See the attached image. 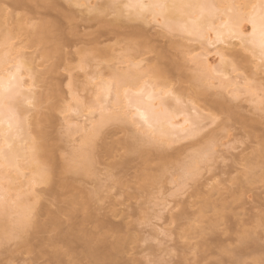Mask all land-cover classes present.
Wrapping results in <instances>:
<instances>
[{"label": "rangeland", "instance_id": "rangeland-1", "mask_svg": "<svg viewBox=\"0 0 264 264\" xmlns=\"http://www.w3.org/2000/svg\"><path fill=\"white\" fill-rule=\"evenodd\" d=\"M233 1L236 2V4L238 2V0ZM48 2H54L56 8L53 9L48 7ZM108 2H114L117 9L107 7ZM129 4H132V0H88L86 3H83L81 0H77V2L76 0H47L46 2H25L24 5L16 6L12 3V0H0V8L8 13L6 28L16 37L15 40H13L14 44L17 43L16 45L19 47H17V49L22 50L26 55V59L32 61L34 76L43 77V81L38 85V88H36L38 89L37 91L40 90L39 93L42 92V96L46 94L51 96L54 90L60 94L57 93L58 97L54 100L52 99L51 103H49V105H53V103L55 104L57 102L55 104V111L47 106L48 103H44V106L42 104L41 108L37 109L38 115L40 114L39 117H54H52L53 120L51 121L53 124L49 126L47 124L46 129L49 131L50 143L55 147V163L57 167L67 162L70 149L79 143L81 137L80 133L77 134V137H75L76 134L74 136L68 135L69 133L67 132L70 131L66 129V119L67 121L69 120L68 122H78L77 119H79V122L80 120L82 122V119L86 120V118L91 116L94 118L93 120H95V117L97 118L95 115H98V111L91 116L88 115V111H84L86 113H81L83 118L81 114H79L81 117L78 115L79 118H77L79 111L77 113L75 110H80V107L78 106V102L71 97L70 90L73 89L72 91L77 92L75 94L79 96V102L82 103L83 106L86 105L87 108H90L91 105H93L90 103L94 102V100H92L93 91L91 93V90H94L95 85L100 83L97 80L101 81V79H106L105 81H109V79H111L110 73L113 70H110V67L112 66L114 68L117 65V68L124 70L125 68H130L132 62L134 64L136 61L137 63L141 61V65L139 64L140 69H137L139 68L138 66L136 69L139 72L141 70L145 71L140 73L141 75L144 74V78L146 73L145 80L148 78L147 74L149 77L152 75V70L150 68H154L155 66H157L158 69L160 67L163 68H160V70H163L166 74L165 76L168 84L171 83L172 93L175 90L174 93H176L179 98L176 100V94L173 93L167 96V98L171 96L170 98H173V100L170 98L168 100L173 103L177 101L180 103L179 106L184 107L185 110H190H180V107L175 105L179 107L180 113L181 111L185 113L188 112V114L192 113V115L202 113L201 118L203 116V119H199L198 122L206 126L201 130L198 136L166 147L165 152L169 161H167V163L164 162L165 164L163 163V168L161 163L160 165L162 167H159L156 164L157 162L142 165L135 156H128L123 148V143L128 139L130 140V136L132 137L130 133L132 132L130 131L131 129L126 128L128 130H125L124 126L120 125L121 127H117L118 125L115 123H113L115 126L112 124L108 125L104 129L107 134L103 131L104 139H107V141L105 140L106 143L108 142V144L116 146L113 154L104 155L100 153V157H98L97 163H95L89 175L83 176L73 173H64L57 176L51 185L37 187L39 200L36 204L40 211V217L44 218L45 214L48 216L57 214L63 222L70 225L69 215L72 211L70 210L72 200L75 198L78 202H83L89 199L91 214L83 215L76 212L79 223L83 222L84 219H88L84 222L83 228L89 230L94 235H100L102 232L108 230L99 229V221H104L108 223L107 228L119 225L121 226L119 227L121 233L134 235L136 237L135 242L132 241L127 243L126 255L125 258H122L120 264H180V262H183V264H220V262L231 264L232 260L228 256L227 250L228 252L233 251L234 253H239L242 247L246 246L247 242L250 241L249 238H251L252 241L248 244L257 245V250L244 254L241 257L242 261L244 264H264V182H254V185L252 183H244L248 187L246 188V186L243 187L244 184L237 179L239 175H242V158L250 155L253 145L255 147L253 143H255L257 137L261 135L260 132L264 131V98H262V95H264V68L259 67V70L258 68L256 70L255 66L257 67L256 64L259 62L252 58L249 52L243 53L244 55L241 54L243 58L231 59L232 62L237 59V62H235L239 67L238 70H236L237 72H234L232 66H229L230 70L227 69L228 65L224 67L228 76L231 77L229 78L231 80L233 79L232 81L243 82V88L239 90L238 94L242 97L246 96L243 99L240 95H237V99L239 97L241 100L231 97L228 101V105L229 107L232 105L231 107H234L235 110L238 109V114L241 112L243 117H245V119L247 118L246 121L248 122L240 117V115L236 116L237 110L235 112L233 108H231V111L234 112H231V116H233L228 117L229 114L223 111L221 112V109L212 101V99H214V95L212 94L217 95L216 92L219 94V90L222 91L220 87L219 90L218 87H216L217 89L215 87V89H211V96L208 98H197V96L193 94V83H189L191 78L188 77L193 76H189L191 72L195 71L191 68H196L198 61H200L198 60L196 64L195 61L197 58H191L197 55L196 53L199 52L198 50H203L196 48L201 47L199 43L190 40L191 37L188 35L181 34L182 36H179L178 32H174L173 35L176 34L174 36L168 34L170 37L173 36L171 38L167 37V35H165V37L162 33L163 29L159 25L160 21H162L160 18H157L156 21L152 17H147V20H139V22L138 20L135 22L130 21L129 16L133 9L128 7ZM92 5L95 7L93 8ZM241 7L244 8L243 4ZM119 9H121L124 14L120 19L117 16V10ZM44 23L51 26L53 38L49 39L47 42L32 45L31 39L34 30L37 26ZM243 27L248 33L250 30L249 24L244 23ZM177 41L183 42L188 46L185 45L184 47L183 43H179L181 44L179 45ZM228 42L233 45L235 44L234 46L231 45L233 46L231 47L232 49H241L243 51L242 47L240 48V46L236 45L237 40H229ZM135 43L139 44L137 49L132 48L133 46L136 47ZM140 45L142 46L141 48ZM195 49L197 50L192 55V50ZM209 50H211V48H209ZM241 50L239 52H241ZM189 53L190 57L188 56ZM213 53H210L213 65L216 66V64L219 63L218 66H221V61H219L221 59L220 57L218 58L219 55L216 54L217 56L215 57ZM93 56H95V58ZM244 58L249 60L245 61L243 60ZM133 59H135V61H133ZM191 60L195 63H189ZM203 60L204 58H202L200 62H203ZM171 61H174L172 68L176 69V71L173 69V71L171 70L169 66ZM175 61L179 63L180 66L179 64L177 66ZM254 61L256 64L253 63ZM84 62L85 65H83ZM125 62L128 64L131 62L130 66L125 64ZM107 67H109V69ZM199 68L197 69L200 72ZM167 69L169 71L171 70V72ZM133 71H135V69ZM237 73L239 75H237ZM96 74H100L102 78L101 76L98 78ZM238 77H240L239 80ZM91 80H94L95 84L91 85L94 83V81ZM149 81H153L152 76ZM149 81H147V83ZM252 81L253 84L251 85V89L255 88V95H253L255 97L258 94L257 96L261 98L259 100L257 99L258 97L252 99L253 95L250 93L251 96L249 94L246 95L247 92L244 90H249ZM88 82L92 83L90 84ZM71 83L75 87L69 85ZM215 83H217V81H215ZM241 83L239 84V89L242 86ZM83 84L85 86L86 84H90L92 87H87L89 86L87 85L82 89ZM253 85L256 86L254 87ZM86 88L87 90H85ZM161 88L159 87V90H161ZM169 89L170 87L167 90ZM253 89L251 93L254 92ZM257 89L260 91H257ZM247 96H250L252 101H250V98H247ZM189 97L190 99L192 98L193 101L196 98L197 100H195V102L192 100L190 101ZM227 98H230V95H228L226 99ZM246 98L248 101L245 100ZM257 100H262L263 103L258 104ZM72 101L75 103L73 104ZM169 101L167 102L169 103ZM211 101L213 103H211ZM177 102L174 104H177ZM234 102L237 103L234 105L232 104ZM173 103H169V107L171 106L169 109L171 110L174 107H172V105H174ZM195 103L198 104L196 105ZM256 103L259 105V109L254 107L257 106ZM58 107L59 110L57 109ZM85 107L84 109H86ZM30 108L32 109L30 116H35L37 113L36 109L32 106ZM218 109L219 111H217ZM251 109L253 112L256 111V114L254 113L255 116ZM173 111H176V108ZM261 111H263V113ZM86 114L88 117L85 116ZM188 114L185 115L182 113L181 116L179 115L180 117L178 120L181 121ZM227 114L228 116H226ZM189 116L190 115H188V117ZM235 117H239L237 120H242V125L240 122H237V120H234L236 119ZM249 117L250 121L251 117L253 119L257 117L255 121L252 122L261 119L263 122H257H259L258 124H263L257 125V127L251 126L255 124L249 121ZM74 118L77 119L75 120ZM228 118H231L233 121L226 120ZM224 120L226 123H224ZM243 121H245V125ZM225 124L226 126L224 129ZM188 125L190 126L189 123ZM246 125L248 127L250 126V128L245 127ZM246 128L249 133L252 134L253 132V135L255 134L251 136L253 139L248 137L249 133ZM226 129L228 130L226 131ZM254 130H256V132L258 131L257 134ZM210 136L216 140L217 146L215 145L214 147L211 145L210 147L214 149V152L218 151L217 154L214 155L212 153L214 157H211V162L201 163L200 168L197 170V174H193L190 177L185 176L181 169L182 165L185 163L189 164L191 157L196 153L194 151L201 150L200 147L202 150H205L207 148L204 147L207 145L204 146V144L209 143V146L210 143L212 144V142H214L212 138L210 139L211 141L207 140ZM249 140L251 141L249 142ZM102 142H100V144ZM201 142H205L203 147L200 145ZM149 150L155 152L154 148ZM240 154H242L243 157H237ZM126 159L131 161L130 169H125L120 166L121 162ZM239 160L242 165L239 164ZM142 169L147 173L146 179H142ZM235 179L242 184L241 187H239L240 184ZM125 180L127 182L123 184L122 181ZM60 181L70 183V187L67 190H61L58 186ZM217 191H219V193ZM206 198L207 201L208 198H211L217 207H221V205L226 206L228 208L227 210L226 208L225 210L222 209L224 206H222L221 209L226 211L227 213L225 212L223 214L227 215H222V218L221 215H219V217L214 213L215 211H212L213 207L209 208L212 206L211 203H209L211 204L209 207L207 205V210L202 208L204 204H207L204 203ZM211 200L209 199V201ZM202 203L204 204L201 205ZM203 209L205 210L204 213H202L204 211ZM67 225H65V227ZM188 225L199 226V228L202 227L204 231H200V234L198 230H194V233H192L193 231L189 232V230L185 231ZM245 230L253 234L248 233L250 234L248 238V236L243 235L245 232L242 234ZM242 235L245 237L244 239H248L245 240V242H243V239H240L241 243L239 238ZM37 237L45 239L47 235L41 233L38 234ZM20 244L21 239L3 241L0 245V264H52V262H49L52 256L50 257L49 255H51L52 250L54 251L55 249L51 247L42 248L44 251L39 249L41 252L37 251L38 255L35 256L33 255L34 253H27L24 248L19 246ZM55 251L53 253H55ZM80 251L81 247L77 245L75 254L79 256ZM40 253L42 254L41 256L39 255ZM202 259L205 260L202 261ZM200 261H202V263H200ZM86 263V260H81V264ZM72 264H74V262H72Z\"/></svg>", "mask_w": 264, "mask_h": 264}, {"label": "bare ground", "instance_id": "bare-ground-1", "mask_svg": "<svg viewBox=\"0 0 264 264\" xmlns=\"http://www.w3.org/2000/svg\"><path fill=\"white\" fill-rule=\"evenodd\" d=\"M34 1L46 2L47 0H12V3L16 6H21L22 4L24 5L25 2H34ZM81 1H83V3L84 2L86 3V1L88 0L85 1L81 0ZM241 1L238 0L236 4V2H234L233 0H132V4H129L128 7L133 9V11L129 16L130 21L135 22L136 20H138L139 22V20H144L147 17H152L156 21L157 18H160V20L162 19V21H160L159 25L163 29L162 33L164 34V36L167 35V37H170L169 35H173L174 32H178L179 36L181 34L182 35L185 34L190 36L191 37L190 40H192L193 42L194 41L198 42L199 46L201 47H196V48L201 50L203 49L202 50L203 52L198 50L199 52L196 53L197 55L194 54L196 56H192L197 49L192 50L191 58L192 59L197 58V60L195 61L196 64L198 60L202 61V58H204V60L203 62L198 61L199 66L197 65L196 68L194 69L191 68L193 71L195 70L196 72L195 71H194L195 73L191 72L189 76L192 75L193 76L188 77L191 78V80H189V83L191 84L193 83L192 84L193 89L191 87V89L193 90V94L197 96V98L198 97L208 98L209 96H211L210 95L211 89H213L214 87L215 88L218 87L219 90L221 88L222 91L219 90V94L217 92H216L217 95L212 94L214 95L213 96L214 99H212V101L215 103V105H217L221 109L220 110L221 112L223 111L224 113L225 112L228 113L229 116L228 114L226 115L228 117L231 116L232 114L231 112L233 111L236 112L237 110L236 116L240 115V117L245 119V117H243L241 112L238 114L239 111L238 109L235 110L234 107H231L232 105L230 107L228 105V101L231 99V97H235V99H237V95H240L238 93L239 90H242L243 88V84H242L243 82L241 83V81H239L242 84L241 88L239 89L240 83L238 81H232L233 79L232 80L230 79L231 77L228 76V73L224 67L228 65L227 69H229V66H232L235 72L239 68L238 65L235 64V62H237V59L243 58L241 54L244 55L243 53L249 52V54H251V57L259 62L257 64L255 63V61L253 62L257 65V67L255 66L256 70L257 68L259 70V67L264 68V64H262L261 62L260 48H259V29L261 25V17L264 16V8H262L261 5L264 4V0H243L242 3ZM141 3L158 4V5H163V7L149 8L145 11H141V9L137 7V5ZM242 4L244 8L241 7ZM47 5L48 7L53 9L56 8L54 2L53 3L48 2ZM94 7L95 6H93V8ZM107 7L117 9L114 2H108ZM122 15H124L123 11L121 9L117 10V16L119 19ZM7 21H8V13L4 9L0 8V227H1L0 245L5 240L21 239V244L19 246H21V248H24V250L27 253L30 254L34 253L33 255L35 256L38 255L37 251H39V249L41 250L42 248L44 249L45 247H51L56 250V251L54 250L55 253H53L54 251L52 250L53 255L52 254L49 255L50 257L52 256L51 260L49 261L52 262V264H64V263L72 264V262H74V264H81L82 259L86 260L87 262L86 264H120L122 258H125L126 255L125 251H126L127 243L136 241V237L134 235L121 233V229L119 228L121 226L119 225L113 226L111 228H107L108 223L104 221H99L98 224L100 226L99 229L101 230L108 229V230L106 232H102L100 235H94L89 230L83 228L82 226L84 222L87 221L88 219H84L83 222L79 223L78 218L76 217L77 216L76 212L81 213L83 215L91 214L89 199L84 200L83 202H78L75 198L72 200V204L70 208V210L72 211L71 214L69 215V220L71 222L70 225H67L65 222H63V220L57 214H52V216H48L47 214H45L44 215L45 217L42 218L40 217V211L38 210L36 204L37 201L39 200V197L37 195V187L51 185L57 176L64 173H73L83 176L89 175L93 170V166L95 165V163H97V159L98 157H100V153L104 155H112L114 150L116 149V146H114L113 144H108V142L106 143L107 139H104V133L107 134L106 130L104 131V129L110 124L114 126L116 124L118 125L117 127H119L120 125L124 126L125 130H128L126 128L131 129L130 131L132 132L130 131L129 132L131 133L132 137L130 136V140L128 139L123 143V148L128 156H135L142 165L152 164L154 162H157L156 164L159 167H162L161 165H163L164 168V164L167 163V161H169L168 156L165 152L166 147L176 143H181V141L190 138H194L198 136L199 133H201V130L204 127H206L204 124H200V122H198L199 119H203V116L201 118L202 113H196L194 115H192V113L190 112H189L190 114H188V112L185 113L184 111H181L180 113L179 109L183 110L184 107L179 106L180 103L176 101L179 98L177 94L174 93L175 90L173 93L176 94L177 98L175 101L177 102V104H174L176 102L173 103L168 100L171 96L169 98H167V96L173 94L171 91L172 86L171 83L168 84V82L166 81V76H165L166 74L164 73L163 70H160L161 67L159 69L157 68V66H155L154 68L152 67L150 68L152 71L149 69L152 72L151 76L153 78V81H149L151 76L149 77V75L147 74L148 80L147 79L145 80L146 73H145V78L143 73H142L143 75L140 74L144 70H141L140 72L137 71V69H140L139 66L141 65V61H139L138 63L136 61L134 62V64L132 62V66H130L131 62L129 64L125 62V64H128V66H130L131 69L125 68L124 70H120L119 68H117V65L114 68L112 66L110 67V70H113L110 73L111 79H109V81H105L106 79L105 80L101 79V81L97 80L100 83L95 85V89L93 88L94 90H91V93L93 91L92 100H94V102L92 101L93 103H90L93 104L91 105L90 108H87L86 105L83 106V104L79 102L80 101L79 96L75 94L77 92L72 91L73 89L70 90L71 97H73V100L78 102V106L80 107L79 108L80 110L78 109L75 110L77 113L79 111L77 116L84 111H88L89 116L93 115L94 113H96V111H98V115H95L97 116V118L94 116L95 120H93L94 118L92 116L91 118L88 117L86 114L85 116H87L88 118L84 120L82 119L83 116L81 114L82 118L80 119H82V122L81 120L79 122V119H77L79 118L80 115L77 118H74L75 120L77 119L78 122L77 121L68 122L69 120L67 121L66 119L67 123L65 124L68 128L66 126L65 127L70 131L67 132L69 133L68 135L74 136L76 134L75 137H77V134L80 133L81 137L80 140L77 138L79 140V143L75 147L73 146L74 148L71 145L72 148L70 149L69 159L67 160V162L63 163L60 167H57L55 163L56 160L55 147L50 143L51 141L49 140V134H48L49 131H47L46 129L47 124L48 126L50 124L51 125L53 124V122H51L53 120L52 119L53 116L49 114L52 117H47V116L45 117L42 114L44 117L41 116L39 117L40 114L38 115L37 109H40L42 104L44 106V103H48L47 106L54 109L55 111V107H56L55 104L57 102L55 101L56 103L55 104L53 103V105L52 104L49 105V103H51L52 99L54 100L56 97H58L59 92H56V90H54L52 92V95L50 94L51 96H49V94L42 96L41 95L42 92L39 93L40 90L37 91L38 89L36 88H38V85L43 81V77L34 76L33 73L34 67L32 61L27 60L26 55L22 52V50L17 49L18 47L16 45L17 43L14 44L13 42V40H15L16 37L12 34V32H10L6 28ZM244 23L249 24L250 30L248 33L244 30L243 27ZM254 24L256 26L255 35H253ZM51 38H53V32L51 31V26H49L47 23H44L37 26V28L34 30L32 34L31 44L36 45L42 42H47ZM229 40H237L236 45L240 46V48L242 47L244 52L241 49L240 50L242 53L239 52L240 50L232 49L231 47H233L235 44L233 45L229 43L228 42ZM177 42L178 44L183 43L179 41ZM183 44L185 47L186 44L185 43ZM135 46L136 47L133 46L132 48L137 49L139 47V44L135 43ZM141 47L142 46L140 45V48ZM209 48H211V50H209ZM190 53L188 54V56L190 55ZM210 53H213L215 57L219 55L218 58L220 57L221 59L219 60L221 61V66H218L219 61L217 62L218 64H216V66L213 65V61L210 57L211 56ZM93 57L95 58V56ZM232 58H237V59L234 62H232L231 61ZM243 60L248 61L249 59L244 58ZM126 61L128 62L127 59ZM133 61H135V59H133ZM85 62L84 64L83 63L82 64L85 65ZM173 62L171 63V65L169 63L171 70L173 69L172 68ZM193 62L194 61L191 60V62L189 63H193ZM178 64L179 63H177V66ZM137 66L139 68L136 69ZM132 67L133 68L135 67L134 69L136 72L133 71L134 69ZM107 68L109 69V67ZM197 68L200 69L201 73ZM128 69H130L131 71ZM171 70L168 71L171 72ZM173 70L176 71V69ZM237 75L239 74L237 73ZM96 76L100 78L99 76L101 75L96 74ZM240 77H238V80ZM147 81L149 82L147 83ZM215 81H217V83H215ZM90 84H86V86L89 85L87 87H92L91 85L95 84V81L91 85ZM252 84L253 81L249 86L250 87L249 90L247 89L246 91V89H244L245 92H247L246 95L249 93L253 95L255 93L254 90L255 88L254 89L252 88L254 92L251 93ZM69 85H72V83ZM86 86L83 84L82 89H84ZM159 87L160 88L163 87V88L159 90ZM169 87L170 89L167 90ZM85 90H87V88ZM257 91L260 90L257 89ZM240 93H244V92H240ZM228 95H230V98L226 99ZM254 95L252 96V99L258 97L257 96L258 94L255 97ZM250 96H247V98H250ZM262 96H263L262 98H264V95ZM245 97L243 96L242 98L244 99ZM197 98L195 100H197ZM247 98L245 99L246 101H248ZM170 99L173 100V98ZM257 99L258 100L261 99L260 96ZM191 100L193 101L192 98L190 99V101ZM195 100L193 102H195ZM237 100H241V99L238 97ZM249 100L252 101L251 98ZM262 100L258 101L257 103L262 104L263 103ZM167 101H169V103L174 104L171 105L172 107L174 106L176 108V111H173L175 110L174 107L172 110L169 109L171 108V106L169 107V103ZM212 101L211 103H213ZM72 102L73 104L75 103L74 101ZM236 103L234 102L232 104L235 105ZM195 104L197 105L198 103ZM258 104L257 106L254 107L258 108L259 107ZM175 105H178L180 108L178 106L176 107ZM31 106L36 109L37 111L36 114L38 116L36 114L35 116H32L33 118L30 116V113H32L31 112L32 109L30 108ZM84 107L86 109H84ZM231 108H233V111H231ZM57 109L59 110V107ZM67 110L68 109L66 108V111ZM185 111H190V110H185ZM217 111H219V109ZM261 112L263 113V111ZM182 113L185 115L188 114L190 116L188 117L187 115L186 117H184V119L179 121L178 118L181 116ZM254 113L256 114V111L253 112V115ZM257 115L259 116L258 112ZM256 118L253 119L251 117V121H250V117L248 119L250 122H252L255 121ZM237 119H239V117L234 120L236 121ZM226 120L229 121L232 119L228 118ZM263 120L260 119L257 121L263 122ZM241 121L242 120H237V122L240 123ZM245 121H243V124ZM256 122H252L255 125H253L252 123H251L252 125L251 124H247V125L257 127V125L263 124V123L258 124L259 122L257 123ZM188 123L190 124V126L188 125ZM224 123H226L225 120ZM186 124L188 127L186 126ZM247 125L245 127L250 128V126L248 127ZM225 126L226 124L224 125V129ZM228 129H226V131ZM254 132H256V130H254ZM263 133L264 131L260 132L261 135L257 137V141L256 140H255L256 142L254 141L255 143H253L252 141V143L255 144V147L253 145V149L252 150L250 149L251 151L249 156L247 155L243 157L242 154H240L241 156L240 155L237 156L239 158L243 157L242 158L243 165L240 163V160L238 161L239 164L242 165L240 166L243 167L241 170L242 175L241 176L239 175V178L237 177V179L240 182H242V184L252 183L254 185V182L255 183H258L259 181L262 183L264 182V134ZM250 134L251 133H249L248 137L253 139V137H251L253 135V132L251 135ZM213 137L210 136V138L208 137L209 139H207L210 140L212 138V140L214 141L212 142V144L210 143L209 146H208L209 143L206 144H204L205 142L200 143L202 147L203 144L204 146L207 145L208 147L207 146L204 147L207 149L202 150V148L200 147L201 150L194 151L196 153L195 154L193 153L194 155L191 157L189 164L185 163L183 164L184 166L182 165L181 169L183 170L185 176L190 177L193 174L194 175L197 174V170L198 168H200L201 163L203 164V162L206 163L211 162L210 159L211 157H214L213 154L214 155L217 154L218 151L216 150L217 152H214V149L210 147L211 145H213L214 147L215 145L217 146L216 140H214ZM250 141L251 140H249V142ZM100 142L102 143L100 144ZM147 148L149 149L154 148L155 152H152ZM120 166L125 169H130L131 161L129 159H126L123 162H121ZM141 171L143 173L142 179H146L147 173H145L144 169H142ZM122 182L123 184H126L127 181L125 180ZM240 182L238 183L240 184ZM242 184H240L239 187H241ZM245 184L243 187L246 186ZM58 186L61 190H67L70 187V183L66 181H60ZM246 188L248 187L246 186ZM217 192L219 193V191ZM209 199L211 200V198H208L207 201L206 198L204 201V203L207 204L204 203L201 204V205L204 204V207L202 206V208H205V210H207L208 207L212 204V206L209 208L213 207L212 211H215L214 212L215 214H217L218 216L221 215V218L223 217L222 215L225 216L227 215V214H223L226 212L223 210H225V208L226 210L228 209L226 206L221 205V207L224 206L222 207L223 209L222 210L220 206L217 207L213 203V201L212 200L209 201ZM205 210L202 213H204ZM217 210L218 211L220 210L219 213ZM65 225L67 226L65 227ZM188 230L189 232L193 231L192 233H194V230H198L199 234L200 231L201 232L204 231L202 227L199 228V226L197 227L191 225H188L187 230L185 231ZM244 232L245 234H243ZM41 233L46 234L47 237L45 239L38 238L37 235ZM248 233L251 232L246 230L242 232L244 236H248L249 238L250 234ZM243 235L239 238L240 242H241L240 239H243L244 240V241L242 240L243 242H245V240L248 239V238L244 239L245 237ZM249 240L250 241L248 242L246 241L247 245L243 246L242 249L239 251V253H234L233 251H231L232 252L231 253L230 251L228 252L227 250V253L229 254L228 256L232 260L231 264H244L241 257L244 254H247L248 252H254L255 250H257V245L248 244L249 242L252 241L251 238H249ZM77 245H80L81 247L79 256L75 254ZM39 255L41 256L42 254L40 253ZM203 260L205 259H202V261ZM202 261H200V263H202ZM181 263L183 264V262H180V264ZM220 264H224V263L220 262Z\"/></svg>", "mask_w": 264, "mask_h": 264}, {"label": "snow or ice", "instance_id": "snow-or-ice-1", "mask_svg": "<svg viewBox=\"0 0 264 264\" xmlns=\"http://www.w3.org/2000/svg\"><path fill=\"white\" fill-rule=\"evenodd\" d=\"M141 9V11H145L149 8H158L163 7V5L158 4H139L137 5ZM262 8H264V4L261 5ZM256 33V26L253 25V35ZM259 48H260V56H261V62L264 64V16L261 17V25L259 29Z\"/></svg>", "mask_w": 264, "mask_h": 264}]
</instances>
